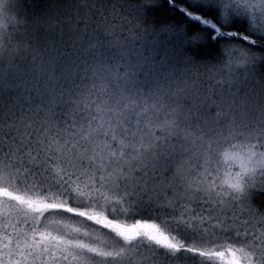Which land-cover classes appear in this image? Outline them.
<instances>
[{
    "label": "snow or ice",
    "instance_id": "1",
    "mask_svg": "<svg viewBox=\"0 0 264 264\" xmlns=\"http://www.w3.org/2000/svg\"><path fill=\"white\" fill-rule=\"evenodd\" d=\"M73 7L0 0V264H264V0Z\"/></svg>",
    "mask_w": 264,
    "mask_h": 264
},
{
    "label": "trees",
    "instance_id": "2",
    "mask_svg": "<svg viewBox=\"0 0 264 264\" xmlns=\"http://www.w3.org/2000/svg\"><path fill=\"white\" fill-rule=\"evenodd\" d=\"M130 3L135 5L136 0H130ZM24 8L31 11H37L41 14H46L48 11H50L54 17L60 13H65L67 18L72 20L74 24L78 23L77 20L73 19L77 16V12L73 7V0H24ZM150 15L151 19L158 25H166L169 21L176 23L181 20V17L172 11H169L166 5L158 8ZM114 23L118 27L121 25V21L119 19L115 20ZM80 26L82 27L83 25ZM199 56L203 57V60L207 61L212 60V58L215 56V53L211 52L210 50H203L201 53H199ZM46 59L50 58L46 57ZM261 71H264V68H262ZM177 83L178 81H173L171 83V87L175 88ZM161 87L164 89V91H167L169 85L164 84L161 85ZM261 196L264 197V195ZM186 264H192V262L189 260L186 262ZM215 264H219V262L217 261Z\"/></svg>",
    "mask_w": 264,
    "mask_h": 264
},
{
    "label": "rangeland",
    "instance_id": "3",
    "mask_svg": "<svg viewBox=\"0 0 264 264\" xmlns=\"http://www.w3.org/2000/svg\"><path fill=\"white\" fill-rule=\"evenodd\" d=\"M24 10L26 11V13L28 15H32V13H35V12L36 13H39L37 11H34V10L31 11V10H28L26 8H24ZM46 14L53 16V14L50 11H48ZM255 206L257 208L261 209V210H264V197H262L261 195L257 196L256 197V200H255Z\"/></svg>",
    "mask_w": 264,
    "mask_h": 264
}]
</instances>
